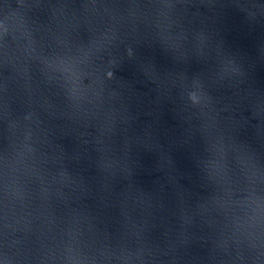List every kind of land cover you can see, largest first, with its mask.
<instances>
[{
	"label": "water",
	"instance_id": "water-1",
	"mask_svg": "<svg viewBox=\"0 0 264 264\" xmlns=\"http://www.w3.org/2000/svg\"><path fill=\"white\" fill-rule=\"evenodd\" d=\"M0 264H264V0H0Z\"/></svg>",
	"mask_w": 264,
	"mask_h": 264
}]
</instances>
